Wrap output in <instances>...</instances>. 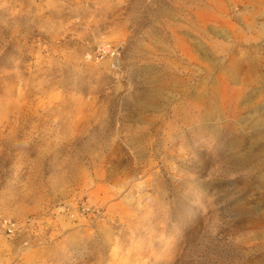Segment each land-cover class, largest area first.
Segmentation results:
<instances>
[{"label":"rangeland","instance_id":"obj_1","mask_svg":"<svg viewBox=\"0 0 264 264\" xmlns=\"http://www.w3.org/2000/svg\"><path fill=\"white\" fill-rule=\"evenodd\" d=\"M0 264H264V0H0Z\"/></svg>","mask_w":264,"mask_h":264},{"label":"built area","instance_id":"obj_2","mask_svg":"<svg viewBox=\"0 0 264 264\" xmlns=\"http://www.w3.org/2000/svg\"><path fill=\"white\" fill-rule=\"evenodd\" d=\"M108 53H112L113 56L116 55V53L114 51H112V48L108 45H101L98 48L97 54L100 55L101 58H103L106 54ZM115 54V55H114ZM115 61V60H114Z\"/></svg>","mask_w":264,"mask_h":264},{"label":"bare ground","instance_id":"obj_3","mask_svg":"<svg viewBox=\"0 0 264 264\" xmlns=\"http://www.w3.org/2000/svg\"><path fill=\"white\" fill-rule=\"evenodd\" d=\"M193 28V27H192ZM181 38V37H180ZM177 39V36H176ZM181 40V39H180ZM185 45V44H184ZM187 45V44H186ZM188 47V46H187ZM188 52V51H187ZM115 55V54H114ZM190 55V54H189ZM195 56V55H194ZM90 57V56H89ZM194 58V57H193ZM179 65V64H178ZM194 66V65H193ZM119 69V68H118ZM23 77V76H22ZM19 82V81H18Z\"/></svg>","mask_w":264,"mask_h":264}]
</instances>
